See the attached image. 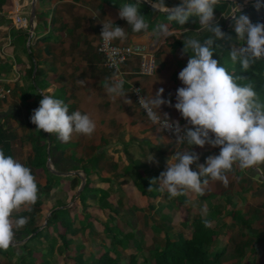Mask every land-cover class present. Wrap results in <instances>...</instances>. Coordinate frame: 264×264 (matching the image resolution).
Wrapping results in <instances>:
<instances>
[{
  "label": "crops",
  "instance_id": "0c3cea01",
  "mask_svg": "<svg viewBox=\"0 0 264 264\" xmlns=\"http://www.w3.org/2000/svg\"><path fill=\"white\" fill-rule=\"evenodd\" d=\"M22 1L28 20L31 0ZM147 1L150 4H159ZM136 2L137 0H36L35 17L31 25L28 22V31L13 24L10 18L13 1L0 0V86L11 89L10 95L0 101V149L7 143L12 157L30 168L36 182L39 186L42 185L41 190L48 178L55 182V177H66L60 180L61 185H54L50 189V192L56 190L55 199L48 200L47 204V199L41 201L40 208L45 218L50 213L49 209L58 208L57 201L72 200V185L78 183L76 192L81 175L85 176L86 182L80 161L98 159V164L90 169L88 178L93 193L88 195L85 203L90 209L97 208L99 190L108 194L111 210L90 211L91 228L96 226L100 234L105 233L93 222V217L104 223L115 224L122 233L134 232L143 246L145 244L142 237L133 228L126 232L122 225L134 226L139 212L146 208H174L179 204L184 210L194 208L196 202L202 209L201 212L195 215L185 211L182 214L184 217L175 215L177 220L172 219L178 226L188 229V235L178 232L184 237L191 236V221L195 216L207 217L211 213L215 215L212 223L216 228L219 222L222 224L221 228L230 227L232 224L230 228H233L237 224L230 215L232 209L240 210L252 230L256 231L254 227L264 225V184L259 180L258 173L260 171L264 178V163L259 164L261 168L257 165L250 170H240L234 166L226 174L227 186L221 181L202 177V180L208 181L202 185L203 194L186 189L181 195L171 198L172 202L176 201L171 204L167 203L170 200L167 191L159 190V181L152 182L166 169L167 163L173 162L175 152L189 150L190 146L186 142L180 146L174 144L163 135L158 126L150 123L137 107L129 85L140 84L148 99L155 96L159 88H163L162 98L170 100L174 105L176 89L183 86L178 79V73L186 66L189 58L187 53L181 57L183 40L186 37L199 39L204 30L195 16L190 17L185 25H180L174 20L169 21L167 12L154 11L152 7L141 2L137 7L144 15L148 29L133 33L127 22L118 17V12L123 5ZM164 2L172 7L179 0ZM214 14L217 20L225 17V14L215 9ZM108 19L128 33L125 40H115V43H141L152 47L155 53L156 70L150 76L137 73V57L124 63L123 89L130 100L128 103L123 98H111L103 86L106 81H115L112 72L102 65V57L96 52L100 26L102 21L107 22ZM159 25L167 26L174 36L164 38L159 34ZM232 44L230 41V45ZM41 94L62 100L68 106L69 114L80 111L89 115L96 125L94 132L90 136L74 133L70 141L62 142L57 134H51L50 140V134L36 130L30 116L32 110L39 106ZM157 111L164 118L179 121L182 127L186 123L173 106L161 105ZM40 144L47 145L43 156L45 163L34 169L31 165L33 147ZM192 151L199 155L197 163L203 164L209 155L218 154L219 148L206 144L203 148L193 146ZM152 156L158 163L148 160ZM190 168L197 170L195 164L190 165ZM77 207L78 210L82 208L80 204ZM26 211L28 209L22 208L14 212L13 218L20 217V213ZM31 221L32 218L29 217L28 223L15 231L14 240L7 250H0V264H18V257L23 251L21 246L31 236L23 237L22 231L27 225L31 226ZM79 225V214L76 212L74 227L78 229ZM153 225L156 224L152 223L151 226ZM153 229L160 231L157 227ZM220 229H217L219 236L215 241L218 243L219 240L220 245H225L228 252L229 240L225 238L230 235H222ZM244 230L242 235L249 231ZM90 232V228H87L75 233L87 234L90 239L94 237H90ZM108 234L111 238V233ZM161 235L164 237L163 232ZM149 240L155 243V238ZM260 244L257 241L253 247H259Z\"/></svg>",
  "mask_w": 264,
  "mask_h": 264
},
{
  "label": "clouds",
  "instance_id": "9594fccd",
  "mask_svg": "<svg viewBox=\"0 0 264 264\" xmlns=\"http://www.w3.org/2000/svg\"><path fill=\"white\" fill-rule=\"evenodd\" d=\"M219 3L220 0H179L172 7H168L164 0H159L158 5L152 3L154 11L167 12L169 21L185 25L190 17L195 16L201 29L211 33L203 42L191 37L183 40L181 57L189 51L191 55L178 73L183 86L176 89V103L172 105L170 100L162 98L163 88L144 102L147 116L154 125L160 124L157 109L161 105L173 106L186 121L183 127L179 121L169 120L163 126L175 134L176 140L190 146L189 150L175 152L173 162L167 163L166 169L152 181H159V190H166L169 198L181 195L186 189L203 194L202 185L208 181L202 177L221 181L227 186L226 174L234 166L250 170L264 163V103L259 101L251 84H238V78L213 58L214 41L225 38L214 14ZM137 4H141V0L136 4L123 5L118 12V17L127 22L133 33L148 29ZM253 7L259 11L264 3L254 0ZM228 16L233 19L235 39L243 41L239 47H231L229 58L233 64L239 62L246 71L255 61L264 59V23H253L245 14H239L238 18ZM158 30L164 38L174 36L165 25H159ZM99 34L107 43L123 41L128 36L121 26L109 19L102 21ZM124 83L120 79L111 83L106 81L103 86L111 98H123L128 103L130 100L123 89ZM40 96L39 106L32 110L30 116L36 130L57 134L62 142L70 141L74 133L90 136L94 132L96 125L89 115L80 111L69 114L68 106L62 100L52 95ZM164 115L167 116L166 113ZM206 144L218 147L219 153L209 155L203 164L197 163L199 155L192 151V147L203 148ZM148 160L158 163L153 156ZM193 164L197 170L190 168ZM37 199L38 186L30 168L0 149V250H7L14 240L15 231L28 223V217L13 218V213L22 208L30 210Z\"/></svg>",
  "mask_w": 264,
  "mask_h": 264
},
{
  "label": "trees",
  "instance_id": "16d2710c",
  "mask_svg": "<svg viewBox=\"0 0 264 264\" xmlns=\"http://www.w3.org/2000/svg\"><path fill=\"white\" fill-rule=\"evenodd\" d=\"M152 1L159 3V0ZM234 4L235 2L232 1L220 0L215 10L226 15L230 11V7L234 6ZM239 14L247 15L253 23H264V10L262 11L260 9L257 11L254 8L253 10L249 9L243 12L238 10L234 13L237 18ZM218 22L222 31L225 33V38L214 41L213 47L215 48V52L213 58L219 60L220 64L226 67L230 74L238 78V84H251L258 94L259 101L264 103V59L255 61L246 71L241 68L239 62L233 64L229 58L228 51H230L232 46L239 47L243 44V41H237L235 39L236 34L233 28V19L220 17ZM209 36H211V33L204 31L198 40L203 42ZM230 41L233 42L232 45H230ZM189 54L191 55L190 51ZM189 54L187 53L188 56ZM49 138L52 140L51 134ZM46 146L45 144H40L33 147L34 157L31 165L34 169L44 165L45 160L43 156H45ZM1 149L4 151L5 155L12 156L7 143H5ZM80 163V168L86 175V182L80 195L71 206L59 207L61 205H66L71 199L68 202L59 200L56 204L58 208L52 207L49 209L50 213L48 217L45 218L41 212L42 208H40L42 202L37 199L30 210L20 213V216L31 217L32 221L31 226L27 225L26 229L22 231L23 237L30 234L31 236L21 246L23 251L18 257V264H55L53 260L58 254L65 255L67 259L65 264H220L227 249L225 245H219L217 248L212 249L215 240L219 236V230H217L215 224L212 223L215 218L214 213H211V215L207 217L195 216L191 221L192 232L189 238L184 237L182 233H178L175 235L176 238L171 239L168 233H165L164 240H161V244L153 245L151 252H149L148 249L142 250L141 241L134 232L122 233V230L115 224L111 222L104 223L93 217V222L100 230L104 231V233H111V238L109 246L101 242L98 244L103 245V251L98 255L90 254L87 257H83L82 253L84 246H80L79 244L75 245L71 235L79 230L85 231V229L92 226L90 221L91 209L101 212L103 209L111 210L112 205L108 203V194L104 190H99V203L97 208L90 209L86 205V198L93 193L88 176L92 166L98 164V159L81 160ZM54 179L55 182L48 178L46 184L43 186V190L48 192L54 185L58 187V185H61L60 180L66 179V177H55ZM37 186L39 191L40 186L38 183ZM77 186V182L73 183L72 189L74 190L70 194L71 198ZM77 204L82 206L80 210H78ZM76 212L79 214L80 227L78 229L74 227V214ZM230 215L234 222L238 223L240 227L245 226L248 229L251 228L249 222L243 218V214L240 210L232 209ZM37 219H39V221ZM45 219L46 223L41 227ZM232 226L233 224L230 225V227ZM157 230L159 231V229ZM130 240L134 242L136 252L121 259L119 249L127 248ZM245 243L247 242L239 244L237 248H235L237 254L242 253L243 250L241 248H243ZM260 245L258 248L254 246L251 249V251L255 250V256L261 253V251L256 252L260 249ZM252 262L253 259H251L250 264Z\"/></svg>",
  "mask_w": 264,
  "mask_h": 264
},
{
  "label": "rangeland",
  "instance_id": "374dc122",
  "mask_svg": "<svg viewBox=\"0 0 264 264\" xmlns=\"http://www.w3.org/2000/svg\"><path fill=\"white\" fill-rule=\"evenodd\" d=\"M262 3H264V0H261ZM253 3L254 1H243V2H235L234 6L230 7V11L225 15L227 16V19H232L231 16H228L230 14H232L231 10L233 7H237L239 8L240 12H243L244 10H249V9H254L253 7ZM261 10H264V7L261 8ZM259 168H261V166L258 165ZM259 176H260V181L264 184V178L261 174L260 171H258ZM55 177V176H52ZM261 183V184H262ZM41 186L40 185V189L38 191V199L39 200H43V199H47V202H49L48 200L50 199H55L54 197L56 196L55 191H48L46 192V190H41ZM170 202V203H169ZM171 198L170 200H168L167 203L171 204ZM172 203H176V201H173ZM50 203H48L49 205ZM197 202L194 203V208H190V209H184L180 208L179 204L177 207H166V206H160L161 208L157 207L154 209H143L139 212V218L136 219L135 221V225L131 226V225H122L124 226V229L126 230V232L132 230V228L135 230L136 233H138L141 237L142 240L144 242L145 245L142 246V250H146L148 249L149 252L152 251V246L153 244H161V240H164V237H162L161 233L163 232L164 234L168 233V236L171 239L176 238L175 235L178 232H183L184 234H189L188 229H186L183 226H178L176 224L177 219L174 218L175 215L178 216H182L183 212H187V213H199L202 211V209H200L197 206ZM188 210V211H187ZM43 214V213H42ZM156 217H153L155 216ZM165 218H163V217ZM28 217V216H27ZM171 219H169V218ZM184 217V216H182ZM29 218V217H28ZM173 219V221H172ZM39 221V219H37ZM152 223H155L156 225H153V227L151 226ZM237 225H235L233 228L230 227H225V228H221L222 224L221 222L218 223V227L216 229H220L222 231V235H227L229 234V238H225L227 240H229V242L227 244H229V250L228 252H226V254L224 256L226 257H222L220 264H250L251 259H253V262L251 264H264V225H257L256 227H254L256 229V231H254V229L252 230V228L248 229L245 226L240 227V225L238 223H236ZM76 225H78V222H76ZM154 227L160 228V231H157L155 229H153ZM249 230L247 231V234L242 235L243 234V230ZM244 230V231H246ZM90 237L93 238H88L86 235L82 234V233H73V240L75 242V245L79 244L80 246H84L83 249V257H87L90 254H94V255H98L101 251H103V245H98L100 242L101 243H105L106 246H109V234L108 233H101L97 231V227L93 226V228L90 227ZM162 231V232H161ZM87 233V232H86ZM242 233V234H241ZM231 237V238H230ZM150 238H155V243H152V240H149ZM261 242L260 245V249L256 252L261 251V253L256 254L255 256V250L251 251V247H253L254 242ZM163 242V241H162ZM217 241L214 242V245L212 246V249L217 248L221 243H219L220 241L218 240V243H216ZM244 242H247L243 245V248H241L243 251L241 254H237V252L235 251V247L237 248V246L239 244H242ZM142 243V242H141ZM149 244V245H148ZM217 244V245H216ZM252 245V246H251ZM258 248V247H257ZM120 253H121V259H124L126 256H128L129 254L135 253L136 249L134 248V242L132 240H130L128 242V247L124 250V249H119ZM232 256V257H230ZM54 263L55 264H65V262H67V259L65 257V255L63 254H58L55 256L54 258ZM141 264V263H138Z\"/></svg>",
  "mask_w": 264,
  "mask_h": 264
},
{
  "label": "built area",
  "instance_id": "2783aa9c",
  "mask_svg": "<svg viewBox=\"0 0 264 264\" xmlns=\"http://www.w3.org/2000/svg\"><path fill=\"white\" fill-rule=\"evenodd\" d=\"M12 10L10 18L13 24L17 28L28 30V20L25 16L24 7L25 4L22 0H12ZM238 11L237 7H233L231 12L234 13ZM102 24L100 26V31ZM29 31V30H28ZM100 33V32H99ZM31 35V32L29 33ZM96 52L102 57V65L112 72L115 80L123 79L125 71L123 70V65L126 61L137 57L139 59L138 71L137 73L144 76L152 75L156 70V58L154 49L148 45L141 43H130V44H118L112 41L111 43L104 42L99 34L98 42L96 45ZM131 94L137 104L139 110L143 113L146 119L152 123V121L147 116V111L144 107L146 94L143 92L142 87L138 83H131L129 85ZM11 93L10 88H5L0 86V101L7 98ZM148 99V98H147ZM149 107H151L149 105ZM160 120V124L156 125L162 131L163 135L172 141L174 144L180 146L185 144L176 140L175 134L168 129H163V126L167 123L172 122L168 118L162 117L159 113L157 114ZM169 120V121H168ZM153 124V123H152ZM183 135V133H181Z\"/></svg>",
  "mask_w": 264,
  "mask_h": 264
},
{
  "label": "water",
  "instance_id": "95a60500",
  "mask_svg": "<svg viewBox=\"0 0 264 264\" xmlns=\"http://www.w3.org/2000/svg\"><path fill=\"white\" fill-rule=\"evenodd\" d=\"M228 1L238 2L239 3V2H243V1L247 2V1H254V0H228ZM141 2L144 3V4H147L148 6L153 8L152 4H150L149 1L141 0ZM35 5H36V0H31V2H30V12H29V16H28V22H29L30 25L33 23V19L35 17ZM164 12H166V11H164ZM47 166L48 167L50 166V160H48ZM65 173L69 174L70 172H65ZM84 185H85V176L81 175L80 185H79L78 189L76 190V192L74 193V196H73L71 202L68 203L67 205L61 206V207L70 206L72 204V202L75 201V199L80 195L82 189L84 188ZM45 223H46V220L43 222L41 227H43L45 225Z\"/></svg>",
  "mask_w": 264,
  "mask_h": 264
}]
</instances>
